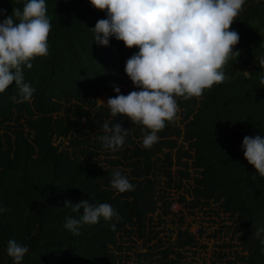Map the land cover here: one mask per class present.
I'll return each mask as SVG.
<instances>
[{
    "label": "trees",
    "instance_id": "obj_1",
    "mask_svg": "<svg viewBox=\"0 0 264 264\" xmlns=\"http://www.w3.org/2000/svg\"><path fill=\"white\" fill-rule=\"evenodd\" d=\"M26 2L0 0V22ZM45 2L52 25L48 55L33 59L31 69L24 67L33 97L14 102V83L0 93V208L5 209L0 264H14L6 251L12 239L28 248L20 264H187L185 246H196L192 233L178 224V231L159 234L168 217L177 215L167 192L190 179L194 186L185 190L195 193V203L183 196L176 202L189 208L188 214L205 210L211 222L220 214L230 220L238 242L218 247L238 245L239 250L232 249L226 264H264V232L254 235L264 228V177L242 150L245 136H264V85L259 83L264 70L258 62L264 57V0H245L231 25L240 37L233 52L240 55L225 66L228 79L198 98L176 97V119L166 122L150 149L143 147L149 130L126 116H112L97 101L102 93L114 97V86L123 95L140 90L125 72L138 47L129 49L115 37L107 46L95 43L91 28L106 12L89 0ZM105 122L129 130L117 151L99 140ZM114 170L129 179L133 191L111 187ZM84 200L110 204L121 219L101 218L73 235L64 223L79 219L83 209L73 212L65 201Z\"/></svg>",
    "mask_w": 264,
    "mask_h": 264
},
{
    "label": "clouds",
    "instance_id": "obj_2",
    "mask_svg": "<svg viewBox=\"0 0 264 264\" xmlns=\"http://www.w3.org/2000/svg\"><path fill=\"white\" fill-rule=\"evenodd\" d=\"M97 10L105 11L91 28L94 42L107 46L115 37L131 49L138 47L126 62L125 72L139 91L120 94L107 99L112 116H126L133 124L142 125L148 133L143 147L150 149L158 142V133L166 122H174L178 112L176 97L185 100L200 97L206 89L223 83L228 77L224 68L239 43L237 31L231 25L243 10L245 0H89ZM0 15L4 10L0 9ZM52 25L47 16L45 0H27L21 11L0 22V93L15 84L16 103L30 102L35 88L25 82L24 67L32 68L31 61L48 55V37ZM264 70V57L258 59ZM264 85V77L259 81ZM104 135L99 137L105 149L119 150L129 130L121 123L112 127L103 124ZM242 150L247 162L264 177V136H245ZM111 187L120 193L133 191L134 185L119 170L112 173ZM65 207L83 214L79 219L67 218L64 228L80 235L81 225H95L104 221H119L121 217L108 203L92 204L88 200L75 205L65 201ZM5 209L0 208V212ZM116 224L110 225L115 231ZM264 228L254 233L260 237ZM264 245V239H261ZM7 255L20 264L28 248L15 239L8 241ZM264 253V248L261 249Z\"/></svg>",
    "mask_w": 264,
    "mask_h": 264
},
{
    "label": "rangeland",
    "instance_id": "obj_3",
    "mask_svg": "<svg viewBox=\"0 0 264 264\" xmlns=\"http://www.w3.org/2000/svg\"><path fill=\"white\" fill-rule=\"evenodd\" d=\"M108 98V93H102L97 97V101L99 104H106ZM175 168L174 166L173 169ZM192 186L194 184H192V180L190 179L183 187L178 189L173 188L167 192V197L173 201L171 209L177 215H170L168 217L167 227L164 232H160L159 236L164 238L169 233V230L178 231L177 226L181 224L180 229H187L196 240L195 247L185 246L184 254L187 257V264H226L229 259H233L231 257L232 249L239 250L238 245L235 247H218L221 243L226 245L237 244L238 242L235 237H232L231 231L228 228L230 220L220 214L217 217L211 218L214 220V222H211L208 220V216L204 214L205 210H201L200 212L194 210V213L188 214V210L190 211V209L181 206L176 200L183 196L190 204H194L195 193L188 194L185 190L186 188H192ZM200 199L202 200L203 198L200 197ZM173 221L175 222L173 223ZM200 229L204 231L203 234L199 233ZM219 229L220 231H218ZM213 232L217 233L216 237L209 235V233ZM174 237L172 236V239Z\"/></svg>",
    "mask_w": 264,
    "mask_h": 264
}]
</instances>
